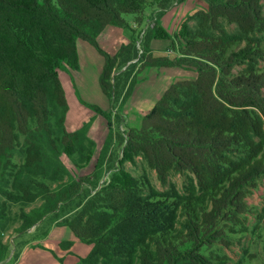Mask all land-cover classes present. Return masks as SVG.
Wrapping results in <instances>:
<instances>
[{
  "label": "trees",
  "instance_id": "1",
  "mask_svg": "<svg viewBox=\"0 0 264 264\" xmlns=\"http://www.w3.org/2000/svg\"><path fill=\"white\" fill-rule=\"evenodd\" d=\"M181 1L0 0L4 194L19 203L42 195V206L21 214L22 228L47 215L48 224L69 226L92 245L79 264H225L229 256L215 245L228 247L230 233L247 229L246 197L264 176L261 0H206L208 8L191 15L194 25L182 23L175 57L150 51L152 37L169 36L158 22L146 34L139 66L130 62L138 56L135 28L115 54L98 43L106 25L130 26L123 14L133 13L138 25L146 8L161 12ZM78 38L105 55L100 81L114 104L126 98L144 65L193 70L170 85L141 127L129 128L126 138L119 134L125 158L141 156L162 183L173 171L187 173L183 191L172 183L159 190L146 174L123 169L99 188L89 176L71 177L60 151L81 166L95 148L85 126H65L68 102L58 69L78 67ZM5 248L0 242V261Z\"/></svg>",
  "mask_w": 264,
  "mask_h": 264
},
{
  "label": "rangeland",
  "instance_id": "2",
  "mask_svg": "<svg viewBox=\"0 0 264 264\" xmlns=\"http://www.w3.org/2000/svg\"><path fill=\"white\" fill-rule=\"evenodd\" d=\"M261 2L264 13V0H261ZM207 8L208 3L206 0H183L161 12L148 7L143 22L138 25L135 23L133 13L123 14L130 26L118 25L117 33L121 34L123 31L126 34L128 31L131 34V27L136 29L134 37L138 56L130 62L136 61L137 65L140 64L139 55L143 50L146 34L151 28L153 30L155 22H158L159 26L169 36L166 38L152 37L149 40V48L151 43V48L155 47V49L152 51L150 48L151 53L154 56L167 55L175 57L179 54L177 46L178 40H181L179 30L182 23L185 21L190 26L194 25L196 20L191 15L200 9L206 10ZM225 25L229 30L236 29L235 24L225 22ZM259 34L263 38L262 45L264 46V31ZM108 36L107 33L106 41L98 43L102 50L109 54H115L123 44L127 43L119 44L117 50L112 52L108 50V47H111L113 40H109ZM86 42L96 53V55L89 58L84 67L87 84L92 92L90 100L83 97L75 83V78L78 79L79 75H74V78L69 75L70 77L67 79L62 77V81L68 98V126L74 129L72 131H75L79 129L77 127L85 122L83 126L87 130L90 131L93 128L91 136L95 142V148L88 163L81 166L76 165L69 156L60 151L61 160L68 168L71 177L80 180L83 176H89L93 181H96V188H99L113 180L116 174L123 169L134 176L141 177L146 174L151 183L159 190L167 189L169 184L172 183L180 191H183L187 173L173 171L168 182L166 184L162 183L156 170L149 167L141 156H135L133 162L125 158L123 149L126 142L122 143L119 138V134L126 138L129 128L141 127L144 115L174 82V74L168 73L170 71L161 72L154 65H144L136 73L135 80L126 98L114 104V100H111L103 91L100 81L103 67L101 70L99 57L105 63V55L90 41L86 40ZM168 45L169 49L166 50ZM127 64L123 65L122 69L115 68L114 73L117 74L124 70ZM259 64L264 68V59L260 60ZM239 68L240 65L236 66L234 71ZM59 70L66 71L69 74L66 67L62 66ZM183 70L185 76L195 74L193 70ZM262 91L264 94V86ZM106 112L111 114V123L108 115L105 114ZM21 159V153L15 152L14 160L21 161ZM4 184L5 182L0 178V242L6 246L0 264H13L22 248L28 244H36L42 237L44 228L48 229L54 223L48 224L50 215H47L42 220L22 228L21 214L24 216L31 210L38 209L44 203V198L39 195L32 201L21 203L7 200L4 194ZM52 186L54 187L55 184H52ZM91 192H94V189ZM246 200L252 206V211L246 214L247 229L230 233L232 239L230 246L215 245L222 253L229 256V260L225 264H264V176L258 179L257 187L249 193ZM2 202H6L4 208H2Z\"/></svg>",
  "mask_w": 264,
  "mask_h": 264
},
{
  "label": "crops",
  "instance_id": "3",
  "mask_svg": "<svg viewBox=\"0 0 264 264\" xmlns=\"http://www.w3.org/2000/svg\"><path fill=\"white\" fill-rule=\"evenodd\" d=\"M118 25L108 24L106 25L97 35L98 42L106 41V34L108 33L109 40H113L111 47H108V50L114 52L117 50L119 44L124 42H128L130 40V32L127 31L126 34L117 33ZM114 35H116L114 37ZM114 44V46H112ZM77 46V54H78V67L77 68H70L66 67L69 74L66 71H60L58 69V75L62 86L66 94V88L63 84V78L66 77H73L74 75H79L78 79L75 78V83L79 87L80 92L82 93L83 97L90 100V96L92 95L91 90L87 84V76L84 70L85 65L87 64L89 58L96 55L94 49L84 40L83 38H78L76 41ZM168 50L169 45L166 46ZM151 48V43H150ZM155 47H152L151 50L153 51ZM178 56V54L176 55ZM99 66L102 70V64H104V60L99 57ZM65 67V66H64ZM159 71H170L168 73L174 74V81L187 77L183 74L182 67L174 66V67H158ZM187 70V69H185ZM165 73V72H164ZM183 74V75H182ZM70 75V76H69ZM87 100V101H88ZM68 102V98H67ZM69 107L66 113L65 118V126L69 131L71 129L68 126V119H69ZM85 123V122H84ZM83 123V124H84ZM80 125L77 128L83 126ZM75 128V127H74ZM93 128L87 130L88 136L92 139L91 131ZM92 245L82 241L78 238L72 229L63 224H52L49 227L48 232L42 236L36 244H28L22 248L19 253L18 258L15 260L13 264H79L80 257L86 256L89 251L91 250Z\"/></svg>",
  "mask_w": 264,
  "mask_h": 264
}]
</instances>
